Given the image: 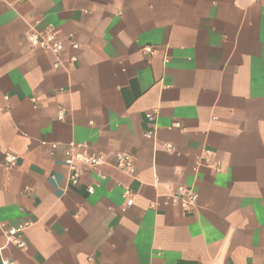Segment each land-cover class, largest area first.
Returning <instances> with one entry per match:
<instances>
[{
	"label": "crops",
	"instance_id": "1",
	"mask_svg": "<svg viewBox=\"0 0 264 264\" xmlns=\"http://www.w3.org/2000/svg\"><path fill=\"white\" fill-rule=\"evenodd\" d=\"M47 27L59 57L27 42ZM0 110V264H264V0H0ZM71 142L106 160L78 186Z\"/></svg>",
	"mask_w": 264,
	"mask_h": 264
},
{
	"label": "built area",
	"instance_id": "2",
	"mask_svg": "<svg viewBox=\"0 0 264 264\" xmlns=\"http://www.w3.org/2000/svg\"><path fill=\"white\" fill-rule=\"evenodd\" d=\"M23 1V0H18ZM27 42L29 46L34 50H41L43 52L54 55L55 57H59L66 50V42L62 38L59 37L57 32L52 27H47L44 31L30 30L26 36ZM72 49L77 50L79 46L74 44L71 46ZM144 54L147 56H153L156 51L154 48L147 46L143 49ZM59 65V61H57L56 66ZM6 101L9 100L8 97L5 98ZM2 110H0V115ZM65 117V112L62 110L59 115V119L63 120ZM147 120L149 122H154L155 118L152 114L147 115ZM148 137H152L151 133L147 134ZM59 145H52V150L58 149ZM166 149L169 152L174 151L173 146L166 145ZM65 154V166L68 168L69 181L72 186H78L81 181L82 174L85 170H97L104 164H106V160L103 156L96 154L90 150V147L85 143H75L71 142L68 144L64 151ZM212 152L210 150H206L202 157L199 158V165H211V157ZM17 161V156L12 154H6V166L13 167ZM213 168L217 172L222 171L221 164L219 162L214 163ZM113 167L123 172L128 176H134L136 173L135 167V159L134 156L127 153L121 152L116 154L115 161ZM103 178V176H101ZM159 180L156 178V182ZM94 188H88L89 194H94ZM126 196L130 195V190L126 189ZM172 201L175 204H178L182 210L185 212L193 211L199 201V194L193 188L187 186H178L176 188L175 194L172 196ZM29 224H24L19 226L18 228L7 227L3 225L4 233L8 244H12L16 246L18 249L23 250L26 248V243L23 239V234L25 230L29 227ZM2 264H16L15 261L11 259H4Z\"/></svg>",
	"mask_w": 264,
	"mask_h": 264
}]
</instances>
